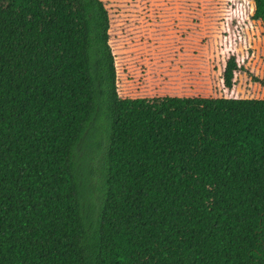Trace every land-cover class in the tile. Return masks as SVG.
<instances>
[{"label":"trees","instance_id":"1","mask_svg":"<svg viewBox=\"0 0 264 264\" xmlns=\"http://www.w3.org/2000/svg\"><path fill=\"white\" fill-rule=\"evenodd\" d=\"M261 58L264 0H0V264H264Z\"/></svg>","mask_w":264,"mask_h":264},{"label":"rangeland","instance_id":"2","mask_svg":"<svg viewBox=\"0 0 264 264\" xmlns=\"http://www.w3.org/2000/svg\"><path fill=\"white\" fill-rule=\"evenodd\" d=\"M261 60V61H260ZM260 69H264V58L259 59ZM213 65L212 62H210ZM238 85L236 87L235 93L241 96H259L263 93V89L259 86L253 84L249 79L244 75H240L238 79ZM214 90L217 89V80L216 75H213V78L210 82ZM102 109V108H101ZM103 114L104 110L102 109ZM105 119L103 115L99 114L94 122L92 123L91 128L89 129V134L85 139L84 143L79 147L78 154L80 157H84L83 160L86 163V168L91 170L90 176L93 179V182L99 186L100 183V167L103 161L104 149L106 146V126ZM99 196V191L96 189L94 192V197Z\"/></svg>","mask_w":264,"mask_h":264}]
</instances>
